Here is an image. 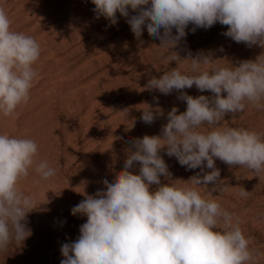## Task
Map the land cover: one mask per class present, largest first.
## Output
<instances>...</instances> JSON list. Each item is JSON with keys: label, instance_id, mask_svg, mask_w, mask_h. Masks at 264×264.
I'll return each instance as SVG.
<instances>
[{"label": "clouds", "instance_id": "obj_1", "mask_svg": "<svg viewBox=\"0 0 264 264\" xmlns=\"http://www.w3.org/2000/svg\"><path fill=\"white\" fill-rule=\"evenodd\" d=\"M91 2L97 19L103 17L116 25L119 14L137 39L146 28L150 37L160 41L158 48L170 53L161 60L188 62V72L174 68L160 78L152 77L146 85L164 95L179 92L177 99L186 102V111L178 114L173 107L160 135L130 140L123 170L114 181L104 179L103 190L87 195L71 209L73 216L87 219L79 237L62 244L60 264H256L264 253L251 247L253 237L245 236L243 221L223 208L212 193L238 188L242 199L252 193L224 184L217 159L246 168L258 178L264 176V132L225 126L226 115L235 117L247 106L264 110V54L220 67L211 55L193 57L189 52L181 59L170 50L180 46L190 24L194 33L217 22L227 26L222 34L236 43L264 48V0ZM130 10L135 14L130 16ZM10 24L0 7V113L14 118L18 107L30 99L38 77L33 66L41 56V46L33 36L11 31ZM193 86L212 95L193 97L183 91ZM147 106L140 119L150 125L163 112ZM120 114L127 115V110ZM205 126L208 130L201 131ZM162 151L187 170H200L182 181L192 187L172 180ZM37 154L34 140L0 134V252L22 245L32 235L27 216L35 209L34 199L20 191V181L30 170L39 177L37 183L58 174V168L37 160ZM137 164L138 174H133ZM153 185L157 187L152 189ZM200 185L211 198L197 191ZM257 219H264V214Z\"/></svg>", "mask_w": 264, "mask_h": 264}, {"label": "rangeland", "instance_id": "obj_2", "mask_svg": "<svg viewBox=\"0 0 264 264\" xmlns=\"http://www.w3.org/2000/svg\"><path fill=\"white\" fill-rule=\"evenodd\" d=\"M0 7L8 14L11 31L33 36L41 46V56L33 66L38 77L30 89V99L18 107L14 118L0 113V134L34 140L37 160H46L59 169L49 181L37 183L39 177L32 170L20 181V191L34 199L35 209L27 216L32 235L22 245L0 252V264H60L62 244L74 242L87 219L73 216L71 209L87 195L103 190L104 179L114 181L123 170L130 140L160 135L173 107L178 114L186 111V102L177 99L179 92L164 95L147 89V82L174 68L186 73L189 66L188 62L161 60L170 53L158 48L160 41L150 37L146 28L137 39L119 14L116 25L103 17L97 19L91 0H0ZM134 14L130 10V16ZM193 27L190 24L180 46L170 50L181 59L189 52L193 57L203 53L218 60L216 65L228 67V63L236 65L264 54V48L248 47L223 35L227 26L219 22L194 33ZM183 91L193 97L212 95L199 92L195 86ZM145 104L163 112L150 125L140 119L148 107ZM124 110L127 115L120 114ZM225 122V126L264 132V110L247 106L235 117L226 115ZM205 130L206 126L201 129ZM160 155L169 166L172 180H180L177 183L181 187H192L182 181L187 182L200 170H187L163 151ZM215 164L224 184L230 182L231 187L252 192L248 199L238 196V188L212 195L218 196L223 208L238 215L245 236L253 237L251 247L264 253V219L256 216L264 214V176L258 178L246 168L218 159ZM138 168L137 164L133 174H138ZM161 181L167 183L163 177ZM203 187L197 191L211 198ZM256 264H264V256Z\"/></svg>", "mask_w": 264, "mask_h": 264}, {"label": "bare ground", "instance_id": "obj_3", "mask_svg": "<svg viewBox=\"0 0 264 264\" xmlns=\"http://www.w3.org/2000/svg\"><path fill=\"white\" fill-rule=\"evenodd\" d=\"M238 173H239V172H238ZM238 173H237V175H238ZM235 174H236V173H235ZM239 174H240V173H239ZM254 175H255V174H254ZM230 176H231V175H230ZM230 176H228L229 179L231 178ZM239 177H240V176H239ZM250 178H251V177H250ZM262 178H263V177H262ZM243 179H244V177H243ZM230 180H231V179H230ZM228 181H229V180H228ZM232 182H233V181H232ZM262 182H263V181H262ZM229 183H230V182H229ZM229 183H228V184H229ZM233 183H234V182H233ZM233 183H232V184H233ZM237 185H240V184H237ZM235 186H236V185H235ZM232 187H233V186H232ZM234 189H236V188H234ZM255 189H256V188H255ZM231 190H232V189H231ZM236 194H237V193H236ZM214 195H215V194H214ZM227 195H228V194H227ZM227 195H226V196H227ZM233 195H234V194H233ZM261 196H262V195H261ZM233 197H234V196H233ZM235 197H236V196H235ZM228 198H229V197H228ZM221 199H222V198H221ZM251 199H252V198H251ZM260 199H262V197H260ZM217 200H219V199H217ZM224 200H225V199H224ZM226 200H227V199H226ZM239 200H240V199H239ZM256 201H257V200H256ZM259 201H260V200H259ZM218 202H220V201H218ZM224 202H226V201H224ZM254 202H255V201H254ZM227 203H228V202H227ZM227 203H226V204H227ZM229 203H230V202H229ZM240 203H241V202H240ZM244 203H245V202H244ZM223 204H224V203H223ZM231 204H232V203H231ZM242 204H243V203H242ZM230 206H231V205H230ZM232 206H234V205H232ZM232 206H231V207H232ZM240 206H242V205H240ZM247 206H248V205H247ZM225 207H226V206H225ZM227 207H228V206H227ZM231 207H230V208H231ZM232 208H233V207H232ZM240 208H241V207H240ZM245 208H247V207H245ZM248 208H249V206H248ZM253 208H254V207H253ZM250 209H251V208H250ZM255 209H256V208H255ZM230 210H231V209H230ZM241 210H242V209H241ZM260 210H262V209H260ZM252 211H253V210H252ZM258 211H259V210H258ZM239 212H240V211H239ZM242 212H245V211H242ZM242 212H241V213H242ZM256 212H257V211H256ZM248 213H250V212H248ZM248 213H247V214H248ZM253 213H254V212H253ZM262 213H263V212H262ZM254 215H255V214H254ZM237 216H238V215H237ZM256 216H258V215H256ZM249 217H250V215H249ZM254 217H255V216H254ZM251 221H252V220H251ZM261 222H262V221H261ZM246 223H247V222H246ZM256 223H257V222H256ZM254 224H255V223H254ZM259 225H260V223H259ZM257 226H258V225H257ZM259 227H260V226H259ZM245 231H246V230H245ZM261 231H262V230H261ZM253 241H254V240H253ZM259 245H260V244H259ZM254 247H255V246H254Z\"/></svg>", "mask_w": 264, "mask_h": 264}]
</instances>
